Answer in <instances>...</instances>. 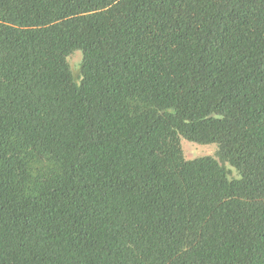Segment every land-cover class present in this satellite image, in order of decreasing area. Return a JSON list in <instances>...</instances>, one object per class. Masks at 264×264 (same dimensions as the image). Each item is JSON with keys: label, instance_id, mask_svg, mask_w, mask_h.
Here are the masks:
<instances>
[{"label": "trees", "instance_id": "16d2710c", "mask_svg": "<svg viewBox=\"0 0 264 264\" xmlns=\"http://www.w3.org/2000/svg\"><path fill=\"white\" fill-rule=\"evenodd\" d=\"M0 264H264V0H0Z\"/></svg>", "mask_w": 264, "mask_h": 264}, {"label": "rangeland", "instance_id": "374dc122", "mask_svg": "<svg viewBox=\"0 0 264 264\" xmlns=\"http://www.w3.org/2000/svg\"><path fill=\"white\" fill-rule=\"evenodd\" d=\"M81 57H82V54L80 51H74L67 58V63L74 75H76L77 71L79 75V66L81 63ZM179 143H180L183 157L186 160H193V159L202 158V157L216 158V153H217L218 148L215 144L199 145L196 143L188 142L183 138H180ZM225 168L230 172L229 174L230 178H234V179L238 178V175L232 168H230L228 165H225Z\"/></svg>", "mask_w": 264, "mask_h": 264}]
</instances>
